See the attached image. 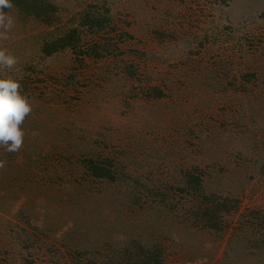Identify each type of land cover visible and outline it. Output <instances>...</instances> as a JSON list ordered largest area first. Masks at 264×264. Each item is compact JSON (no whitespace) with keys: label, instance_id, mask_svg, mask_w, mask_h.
Listing matches in <instances>:
<instances>
[{"label":"rangeland","instance_id":"1","mask_svg":"<svg viewBox=\"0 0 264 264\" xmlns=\"http://www.w3.org/2000/svg\"><path fill=\"white\" fill-rule=\"evenodd\" d=\"M52 1L58 23L8 9L0 40L17 59L0 78L32 108L19 151L0 148V264L140 262L156 245L161 264H264V0ZM90 4L110 28L82 31L85 54L44 57ZM89 161L115 179H93ZM193 168L202 195L229 198L221 231L193 223L196 199L173 189Z\"/></svg>","mask_w":264,"mask_h":264},{"label":"trees","instance_id":"2","mask_svg":"<svg viewBox=\"0 0 264 264\" xmlns=\"http://www.w3.org/2000/svg\"><path fill=\"white\" fill-rule=\"evenodd\" d=\"M231 0H216L217 4L228 6ZM107 2L104 1L103 4ZM13 9L19 14L22 20L26 23L38 24L39 26L51 27L60 21L58 15V7L52 0H13ZM112 25V15L110 10L104 5H87L86 8L79 15V22L77 27L69 29L66 33L55 37L51 41H43L41 53L44 57H50L55 53L69 50L76 57L85 54L81 49V34L86 29L89 33H104ZM162 34V33H161ZM163 36V34H162ZM102 51L101 49H99ZM97 58L104 57L105 54L97 51V46L93 50ZM109 52V51H108ZM91 54L89 53L88 56ZM82 62L80 59H76ZM255 75L247 73L241 76L243 84H252ZM159 90H154L156 97H161ZM99 161H89L86 163L85 171L93 179H104L113 181L115 179L114 172L106 167L100 165ZM261 172L264 173V165L260 167ZM203 171L198 168H193L192 172L181 173L179 175V185L175 182L173 189L176 193L183 196H191L197 201V209L194 208L189 212V218L192 222L201 224L213 232L221 231L219 219L223 212L228 208L229 198L224 196L220 191L211 193L210 195H202V181ZM163 189L166 186L162 185ZM172 188V187H171ZM145 191V189H144ZM153 195L156 197L165 198L166 195L161 193L162 190H155ZM194 199V200H195ZM199 200V201H198ZM164 256V250L160 245L148 249L145 256L140 262L124 261V263H105V264H161V258Z\"/></svg>","mask_w":264,"mask_h":264},{"label":"clouds","instance_id":"3","mask_svg":"<svg viewBox=\"0 0 264 264\" xmlns=\"http://www.w3.org/2000/svg\"><path fill=\"white\" fill-rule=\"evenodd\" d=\"M13 0H0V40L7 39L15 20L6 10L13 8ZM17 65L15 56L0 48V71L13 69ZM32 108L21 93V84L13 77L0 78V148L17 152L21 148L25 132L21 125ZM0 160V168L4 166Z\"/></svg>","mask_w":264,"mask_h":264}]
</instances>
